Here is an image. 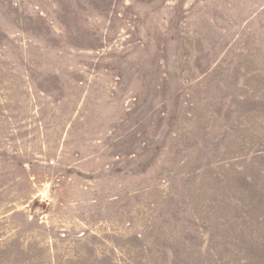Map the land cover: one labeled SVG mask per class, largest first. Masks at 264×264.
Listing matches in <instances>:
<instances>
[{
  "label": "rangeland",
  "instance_id": "obj_1",
  "mask_svg": "<svg viewBox=\"0 0 264 264\" xmlns=\"http://www.w3.org/2000/svg\"><path fill=\"white\" fill-rule=\"evenodd\" d=\"M264 0H0V264H264Z\"/></svg>",
  "mask_w": 264,
  "mask_h": 264
},
{
  "label": "crops",
  "instance_id": "obj_2",
  "mask_svg": "<svg viewBox=\"0 0 264 264\" xmlns=\"http://www.w3.org/2000/svg\"><path fill=\"white\" fill-rule=\"evenodd\" d=\"M262 155H264V152H262Z\"/></svg>",
  "mask_w": 264,
  "mask_h": 264
}]
</instances>
